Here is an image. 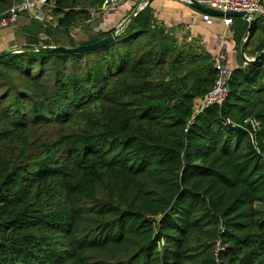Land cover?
<instances>
[{"label":"trees","instance_id":"1","mask_svg":"<svg viewBox=\"0 0 264 264\" xmlns=\"http://www.w3.org/2000/svg\"><path fill=\"white\" fill-rule=\"evenodd\" d=\"M51 1L55 25L28 18L0 57V264H264V57L239 55L224 102L194 114L213 57L152 0L78 53L36 46L105 36L70 35L103 0ZM247 26L232 18L237 50ZM263 49L256 18L245 54Z\"/></svg>","mask_w":264,"mask_h":264},{"label":"crops","instance_id":"2","mask_svg":"<svg viewBox=\"0 0 264 264\" xmlns=\"http://www.w3.org/2000/svg\"><path fill=\"white\" fill-rule=\"evenodd\" d=\"M142 0H133L121 4L119 11H102L94 32L112 31L118 26ZM134 3V4H133ZM157 23L170 28L178 39L195 40L197 44L214 57L219 51L224 54V62L234 68L239 64V50L232 39L231 25H225L222 17H210L203 20V13L193 8L184 0H152L150 2ZM22 25L29 20L25 13L17 19ZM14 44L7 39L0 40V51Z\"/></svg>","mask_w":264,"mask_h":264},{"label":"built area","instance_id":"3","mask_svg":"<svg viewBox=\"0 0 264 264\" xmlns=\"http://www.w3.org/2000/svg\"><path fill=\"white\" fill-rule=\"evenodd\" d=\"M128 0H103L98 8L100 12L115 9ZM189 3V0H184ZM201 4L215 10L221 11H245L254 18H261L264 21V0H198ZM148 2L142 0L137 4V10L134 15L146 6ZM133 6L132 10L134 9ZM54 4L51 0H14L9 9L0 16V28L7 27L11 23L17 21L20 13H25L28 18L40 21L43 26L55 25V18L52 15ZM131 10V11H132ZM210 15L203 13L202 19L208 20ZM225 25L232 24L231 17H222ZM44 34L39 35V39H46ZM214 66L217 75L214 79L210 90L198 101L195 102L194 114L201 112L208 106L220 105L227 97L228 87L227 78L229 76L230 67L224 62V54L219 51L214 57ZM219 245V243H218Z\"/></svg>","mask_w":264,"mask_h":264},{"label":"water","instance_id":"4","mask_svg":"<svg viewBox=\"0 0 264 264\" xmlns=\"http://www.w3.org/2000/svg\"><path fill=\"white\" fill-rule=\"evenodd\" d=\"M148 2L149 0H144ZM189 4L195 8L196 10L206 13L213 17H239L247 21L248 26L246 28L242 44L239 49V55L241 57V60L244 64H252L253 62L261 59L264 57V49L256 53L253 57H249L245 54V44L246 40L248 39V35L252 30V27L254 25V22L256 18H254L252 15H249L245 11H221V10H215L211 9L203 4H201L198 0H189ZM137 6L134 7V9L129 13V15L118 25L116 26L112 31L108 32L105 36L100 38L99 40L90 43V44H82L76 47H67L62 45H53V46H43V45H37L36 50L40 52H62V53H78V52H84V51H90L94 49H98L100 47H103L111 42H113L119 34L124 30L127 23L130 21V19L134 16V13L137 10ZM22 45H14L11 47H8L6 49H3L0 51V57L7 55L9 53H16L20 51Z\"/></svg>","mask_w":264,"mask_h":264},{"label":"rangeland","instance_id":"5","mask_svg":"<svg viewBox=\"0 0 264 264\" xmlns=\"http://www.w3.org/2000/svg\"><path fill=\"white\" fill-rule=\"evenodd\" d=\"M129 1L132 2L133 0H129ZM120 6H117L115 8V10L119 11ZM100 14H101V12L93 14V19L90 23L91 27H90L89 31L83 30L82 28H78V27L72 28L70 30L71 37L75 41H81V40L87 39L88 32L89 33L94 32L95 26L98 25ZM26 21L28 23L29 20H26ZM1 39H7L9 43H13V42L15 43V42H21V41L23 42L22 24L17 20L15 22L11 23L10 25H8L7 27L0 28V40ZM14 45H21V44H14ZM14 45H11V46H14Z\"/></svg>","mask_w":264,"mask_h":264}]
</instances>
